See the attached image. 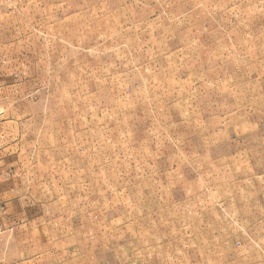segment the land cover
Here are the masks:
<instances>
[{
	"label": "rangeland",
	"instance_id": "1",
	"mask_svg": "<svg viewBox=\"0 0 264 264\" xmlns=\"http://www.w3.org/2000/svg\"><path fill=\"white\" fill-rule=\"evenodd\" d=\"M0 70L30 191L88 264H264V197L196 155L264 162V0H0Z\"/></svg>",
	"mask_w": 264,
	"mask_h": 264
},
{
	"label": "crops",
	"instance_id": "2",
	"mask_svg": "<svg viewBox=\"0 0 264 264\" xmlns=\"http://www.w3.org/2000/svg\"><path fill=\"white\" fill-rule=\"evenodd\" d=\"M6 71L0 70V91L5 95L4 100H0V264H88L85 255L92 250L87 249L89 246L84 243L87 237L84 235L86 239L78 241L77 230L62 228L60 218L51 213L42 202L43 198L30 191L29 182L22 172V158L25 156L22 135L9 112L10 108H7V93L2 91H6L7 86L12 87L6 85L7 79L12 77L11 72L7 74ZM253 121L247 114L244 125L252 126ZM205 123L208 127L201 138L204 146L220 144V119L208 117ZM203 150L207 154L204 151L196 154L199 163L201 157H206L199 166L202 169L198 170L208 168L214 173H218V169L225 170L230 176L227 184L233 190L228 197H241L245 204L250 192L264 197V162L257 165L250 149L224 156L207 148ZM186 155L192 154L187 151ZM220 200L222 197L218 190L214 191L213 204L218 205ZM244 218L247 221L246 215Z\"/></svg>",
	"mask_w": 264,
	"mask_h": 264
}]
</instances>
